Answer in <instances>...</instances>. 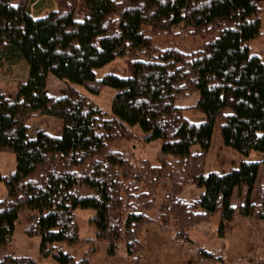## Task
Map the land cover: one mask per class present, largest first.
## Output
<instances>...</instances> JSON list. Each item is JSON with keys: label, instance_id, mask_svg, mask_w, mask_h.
<instances>
[{"label": "trees", "instance_id": "trees-1", "mask_svg": "<svg viewBox=\"0 0 264 264\" xmlns=\"http://www.w3.org/2000/svg\"><path fill=\"white\" fill-rule=\"evenodd\" d=\"M40 2L0 0V68L28 64L13 95L0 90V151L15 156V167L0 172V250L25 212L35 215L24 232L38 235L39 256L57 264H90L88 257L75 259L56 246L78 241L76 208L93 210L95 236L87 240L105 242L108 256L124 243L129 261L119 264H141L136 234L151 221H173L180 242L190 241L189 230L215 215L219 235L238 217L264 221V63L250 53L263 27L258 0H51L49 7ZM159 36L171 42L188 36L199 44L192 50L171 43L159 47ZM127 53L134 57L124 76L95 77V69ZM49 73L67 83L62 95L47 89ZM75 84L94 94L103 86L114 88L110 111ZM194 92V104H175ZM184 109L203 119L190 120ZM40 115L60 118V134L28 123ZM135 124L144 141L161 140L155 163L131 160L111 147L112 141L135 137L129 128ZM216 125L225 146L244 156L256 151L260 159L241 158L226 171L204 172ZM185 182L199 187L196 196L180 197ZM160 189L167 195L151 217L146 211ZM195 252L203 261L222 259L220 250L198 246ZM0 264L36 260L0 253ZM255 264H264V251Z\"/></svg>", "mask_w": 264, "mask_h": 264}, {"label": "rangeland", "instance_id": "rangeland-1", "mask_svg": "<svg viewBox=\"0 0 264 264\" xmlns=\"http://www.w3.org/2000/svg\"><path fill=\"white\" fill-rule=\"evenodd\" d=\"M41 6H52L51 0H40ZM13 4L17 0H11ZM261 8L260 17L262 20V32L254 40L250 42V53H258L264 63V0H258ZM33 6L31 11L35 12ZM83 16L82 7L76 8V17ZM154 43L159 47L167 45H175L179 48L192 50L199 44L198 39L186 36L181 39L174 37L171 42L170 37H156ZM134 57L133 54L127 53L114 58L112 61L95 69V77L100 78L106 73H116L124 76L123 68L128 59ZM28 64L22 60L11 66L10 70L6 67L0 68V90L6 94L13 95L16 83L27 76ZM76 88L85 94L90 100L100 105L107 111H110V100L115 89L109 86H103L97 94L90 93L84 86L75 84ZM67 83L63 80L50 76L48 88L51 92H64ZM199 93L194 92L189 96L178 98L176 105L189 106L194 104L198 99ZM184 114L192 121H200L203 114L194 112L190 109H184ZM28 123L32 126L41 125L53 135H59L62 128L60 118L51 115H40L30 117ZM135 137L129 139H118L111 142L113 149L126 153L131 160L138 161L147 158L150 162L157 161L158 149L161 144L160 139L144 141L142 139L143 132L141 128L135 124L129 127ZM196 128H183L186 131H195ZM259 160L260 154L256 151H250L244 156L231 147L225 146L220 138L218 126H214L210 146L208 152L203 157L204 172L216 170L219 172L226 171L230 167L236 166L239 159ZM15 167V156L9 151H0V172L6 173ZM263 167L260 166L258 180L262 174ZM183 188L179 192L180 197L190 199L198 194L199 187L193 183L185 182ZM167 191L159 190L157 192L155 206L146 211L149 216L156 215L157 203L165 196ZM5 193V185L0 181V198ZM236 194H233L232 203H235ZM93 210L90 208H76L74 210V219L77 223L78 241L73 245L65 243H56L59 248L68 251L75 259L82 256L88 257L90 264H119L128 263L129 257L125 250L123 242L118 244V249L114 256H108L106 253L105 242L92 241L87 239L95 236V229L90 222ZM35 212H25L21 214L14 223V229L9 241L0 250V253H11L16 255H28L36 260V264H57L55 260L41 258L39 256L38 235L30 236L24 232L27 228ZM176 227L173 221H169L167 225L158 221H151L146 225H142L137 231L136 237L142 244V261L141 264H255L264 251V221L252 218L238 217L230 223L226 224L223 235L218 234V217H211L206 221H202L192 227L189 232L190 241L180 242L175 238ZM86 239V240H85ZM94 240V239H93ZM198 246L218 252L221 251L222 259L220 261H203L200 260L195 252Z\"/></svg>", "mask_w": 264, "mask_h": 264}, {"label": "crops", "instance_id": "crops-1", "mask_svg": "<svg viewBox=\"0 0 264 264\" xmlns=\"http://www.w3.org/2000/svg\"><path fill=\"white\" fill-rule=\"evenodd\" d=\"M50 76H53V75L51 73L48 74V77H47V89L48 90H49V88H48V81H49ZM50 93H52L55 96H60V95L63 94V91L62 92H58V93H56V92H50Z\"/></svg>", "mask_w": 264, "mask_h": 264}]
</instances>
